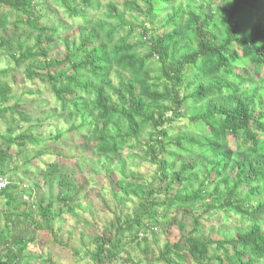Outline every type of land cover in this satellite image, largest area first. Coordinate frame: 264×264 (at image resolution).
<instances>
[{
	"label": "trees",
	"instance_id": "trees-1",
	"mask_svg": "<svg viewBox=\"0 0 264 264\" xmlns=\"http://www.w3.org/2000/svg\"><path fill=\"white\" fill-rule=\"evenodd\" d=\"M38 1L0 0V51L15 67L26 64L25 80L50 89L68 130L81 133L93 154L117 159L140 148L156 166L151 182L123 174L114 196L120 205L136 200V212L117 215L94 238L95 250L87 252L92 260L104 264L126 252L128 262L141 264L130 245L148 254L140 233L171 221L181 236L163 245L158 264H264V19L246 23L264 10V0H226L215 9L204 1L186 10L175 6L155 38L145 22L157 23L175 0H125L129 18L115 6L100 13L102 0H56L81 19L78 33L63 42V58L50 57V48L65 28L40 24ZM141 16L147 21L137 23ZM11 72L0 68V114L10 121L0 133V176L7 177L25 145L45 149L65 135L50 141L34 135L41 120L22 109L20 98L14 101ZM182 117L189 120L182 130L191 131H175ZM61 171L54 163L41 172L53 178ZM9 181L0 191V264H20L32 239L17 230L30 223L58 240L55 222L82 189L65 173L57 197L23 209L20 183ZM213 214L238 218L241 229L206 238L201 220Z\"/></svg>",
	"mask_w": 264,
	"mask_h": 264
},
{
	"label": "rangeland",
	"instance_id": "rangeland-1",
	"mask_svg": "<svg viewBox=\"0 0 264 264\" xmlns=\"http://www.w3.org/2000/svg\"><path fill=\"white\" fill-rule=\"evenodd\" d=\"M203 1L213 9L226 3V0H175L172 4L165 5V11L157 23L145 22L147 21L145 16L139 17L136 22H145L148 37L155 38L156 34L166 30L164 18L175 13V6L182 5V8L186 10L189 3L195 7L201 5ZM110 6L126 12L129 18L125 0H102L100 13ZM36 14L42 17L41 25L65 28L62 30V39H54L50 48V57L63 58L65 52L63 42L78 33L81 19L70 17L56 3V0H39ZM6 16L9 22L15 18L11 13ZM257 16L264 19V10L256 15L248 16L246 23L250 24ZM138 27L140 29L139 24ZM9 29L11 32L12 28ZM33 37L31 35L28 39L29 43H33ZM25 67L26 64L15 67L11 57L0 51V68H10L12 71L8 79L12 82L15 91L14 101L20 98L22 109L27 110L31 117L41 120L36 125L34 135L48 141L59 132L65 135L45 149L35 144L25 145L23 154L16 155L10 164L8 177L20 183V189L27 197L26 199L23 197L27 204H22L21 207L25 209L29 206L35 209L38 203L47 204L52 198L57 197L63 190L60 183L65 173L69 175L70 180L74 181L76 190L82 189V192L72 208L55 222L58 240H55L48 231L36 230L30 223H25L26 230L24 225L18 228L24 230L21 232L17 230V234H23L26 238L32 239L27 246L26 256L20 264H99L87 254L88 251L95 250L94 238L103 234L104 228L113 223L117 215L136 212V200L128 199L122 205L117 202L114 193L117 192L119 180L123 174L133 173L145 182H151L155 176L156 166L148 162L143 154L144 150L140 148H135L131 153L125 151L124 155L117 159H107L93 154L94 150L88 142L82 140L81 133L68 130L70 124L66 121L65 114L62 113L50 89L39 81L25 80ZM247 68L253 71L252 66ZM238 71H241V68H238ZM14 101L8 105H12ZM188 122L186 117L178 119L173 123L175 131H191L181 128ZM9 123V115L0 114V133L6 132ZM230 142L234 143L232 138ZM16 151L17 147H14L13 153ZM54 163L61 167V173L53 178L43 175L41 171ZM3 203L4 199L0 198V206ZM201 212L202 210L198 211L199 214ZM183 222L186 231L189 230L190 219L186 217ZM201 223L206 238L225 235L232 237L241 229L238 218L231 216L226 221L222 214L206 216ZM180 236L178 226L167 221L162 226L143 232L141 237L147 238L149 242L148 254H143L141 250L143 247L140 248L135 244L130 245L127 251L136 262L158 264L155 259L159 250L167 241L176 242ZM75 249L77 253L74 252ZM104 264L132 263L126 260V252H122L118 258L106 259Z\"/></svg>",
	"mask_w": 264,
	"mask_h": 264
},
{
	"label": "built area",
	"instance_id": "built-area-1",
	"mask_svg": "<svg viewBox=\"0 0 264 264\" xmlns=\"http://www.w3.org/2000/svg\"><path fill=\"white\" fill-rule=\"evenodd\" d=\"M10 184L9 178L7 176H0V191L4 190L8 187ZM26 195L24 196V199H26ZM140 236H143V233H140Z\"/></svg>",
	"mask_w": 264,
	"mask_h": 264
}]
</instances>
